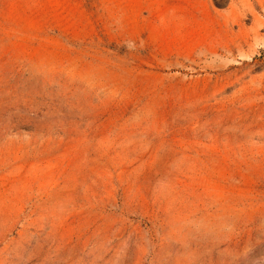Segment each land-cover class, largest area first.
I'll return each mask as SVG.
<instances>
[{"label":"rangeland","instance_id":"rangeland-1","mask_svg":"<svg viewBox=\"0 0 264 264\" xmlns=\"http://www.w3.org/2000/svg\"><path fill=\"white\" fill-rule=\"evenodd\" d=\"M0 264H264V0H0Z\"/></svg>","mask_w":264,"mask_h":264}]
</instances>
